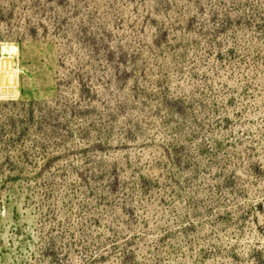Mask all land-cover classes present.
Masks as SVG:
<instances>
[{
	"label": "rangeland",
	"instance_id": "1",
	"mask_svg": "<svg viewBox=\"0 0 264 264\" xmlns=\"http://www.w3.org/2000/svg\"><path fill=\"white\" fill-rule=\"evenodd\" d=\"M0 264H264V0H0Z\"/></svg>",
	"mask_w": 264,
	"mask_h": 264
}]
</instances>
